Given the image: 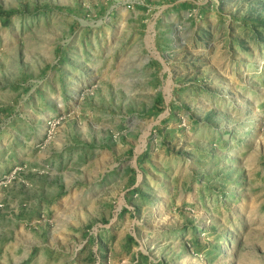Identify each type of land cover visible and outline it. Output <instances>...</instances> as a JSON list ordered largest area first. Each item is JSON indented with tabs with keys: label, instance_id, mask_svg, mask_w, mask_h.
<instances>
[{
	"label": "rangeland",
	"instance_id": "1",
	"mask_svg": "<svg viewBox=\"0 0 264 264\" xmlns=\"http://www.w3.org/2000/svg\"><path fill=\"white\" fill-rule=\"evenodd\" d=\"M0 264H264V0H0Z\"/></svg>",
	"mask_w": 264,
	"mask_h": 264
}]
</instances>
